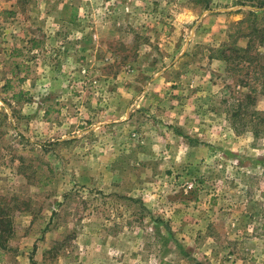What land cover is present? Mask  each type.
I'll list each match as a JSON object with an SVG mask.
<instances>
[{
  "label": "rangeland",
  "instance_id": "obj_1",
  "mask_svg": "<svg viewBox=\"0 0 264 264\" xmlns=\"http://www.w3.org/2000/svg\"><path fill=\"white\" fill-rule=\"evenodd\" d=\"M20 8L41 56H8ZM80 24L114 52L93 74L47 54ZM263 30L264 0H0V264H264ZM116 86L142 104L114 122Z\"/></svg>",
  "mask_w": 264,
  "mask_h": 264
},
{
  "label": "crops",
  "instance_id": "obj_2",
  "mask_svg": "<svg viewBox=\"0 0 264 264\" xmlns=\"http://www.w3.org/2000/svg\"><path fill=\"white\" fill-rule=\"evenodd\" d=\"M14 15L11 18L12 20H18L20 22V24H18V27H16V29H18V34H20V36H22L21 41L22 44L17 43V40H14V42L12 41L11 43H5L6 45H8V48L10 50V53H8V56L11 57L13 55H15V51L16 53H21L20 50L24 51L26 47V49H29L33 52L36 53V55H40V49L39 47L42 46L44 43L43 41H40L36 38H38V34L36 32H39L36 29V25L34 24L33 20H31V17L34 19L35 16H37V14L34 13L33 9H29V8H20V9H14ZM85 12V11H83ZM82 13V12H81ZM16 16H21L20 19H18L17 17L14 18ZM81 15V14H80ZM73 20V19H72ZM8 25H11L12 22H8ZM17 26V25H16ZM23 27V28H22ZM80 31L79 32L81 34V39L77 40L75 42H71V43H67L68 41H61L60 44H63V46H59L58 45V49H48L47 54L50 53L49 56H52L54 58H60V60L62 62H68L70 63L73 59V56H78L79 58L76 60L78 61H83L82 64H78V66H80V70L81 68L86 72L88 71L90 74L95 73L97 71V67H93L94 65H92L93 63H98V65L100 64V62L103 60L101 59L104 58V56H107L106 59H108V57L112 60L114 58L113 53L114 52H110L109 54H106V51H104L103 47V43L105 42L103 40V35H102V27L99 26H89V25H84V24H80ZM65 28V27H64ZM21 32H24V35H22ZM50 38L46 37V47H48L47 43L49 40L51 41V39L54 38V30L50 29ZM49 34V32H46ZM101 33V34H100ZM47 34V35H48ZM83 35V36H82ZM49 36V35H48ZM7 39V38H5ZM106 39V38H105ZM5 41V40H4ZM56 44H59V42L57 41ZM11 46V47H9ZM59 47L62 48V50H59ZM18 48H21L20 50ZM22 54V53H21ZM41 56V55H40ZM91 63V64H89ZM97 65V66H98ZM89 69V70H88ZM162 74H160L157 78V82H160L161 79L162 81H165V78L163 76H161ZM112 79L115 80V78L113 76H111ZM120 77V76H119ZM117 77V78H119ZM118 82V81H117ZM49 89V88H48ZM122 89H124L125 91L123 92L124 94L128 93V90H131L130 88L127 87H123ZM50 90V89H49ZM120 87L116 86L115 88L111 87V88H106V89H99V91L97 92V99H95V101H98L100 98L101 99V106H103L104 104H111L109 109L106 110V112H110L113 113L114 116L116 115L115 119H112L114 122H117V116H119V112L124 111V109L126 110V115H128L129 110H133V106H141V104H138V101L135 103H130L127 102V100L124 97L120 96L122 95V92L120 93ZM56 92V91H54ZM51 93V90H50ZM147 92H142V94H140L138 96V99L140 101L145 99ZM87 93H84V96H86ZM123 94V96H124ZM17 94L15 93L14 96H16ZM94 95V94H93ZM100 97V98H99ZM92 100H94V98H92ZM105 101V102H104ZM109 101V102H108ZM146 101V99H145ZM104 103V104H103ZM194 106V105H193ZM191 107L194 108V112L197 111L198 107ZM48 108V112H50V108H52V105H47ZM188 107H184L183 109L180 108V110H185ZM80 109V106H79ZM87 111V110H86ZM182 115H180V118L182 119ZM187 118L181 122L187 123ZM48 121H50L49 118H47Z\"/></svg>",
  "mask_w": 264,
  "mask_h": 264
},
{
  "label": "trees",
  "instance_id": "obj_3",
  "mask_svg": "<svg viewBox=\"0 0 264 264\" xmlns=\"http://www.w3.org/2000/svg\"><path fill=\"white\" fill-rule=\"evenodd\" d=\"M255 31H256V29L254 27V32ZM263 34H264V30H263ZM248 35H249V33H248ZM250 35H252V34H250ZM249 39L250 40L248 41L246 46H239V47H235L234 48V51L242 53L241 55H237L239 60H240V62L245 60V61H248L249 63H251V62H253L256 59L257 55L259 56V53H258L256 47L255 46L253 47V40L251 39V37ZM253 48L256 51V57L253 56V55H250V51ZM221 58L225 59V60L228 59V57L226 55H224V54H221ZM262 68H264V66ZM260 77H261L260 75L255 77V80H258ZM244 83L245 84L243 86H247L248 83L247 82H244ZM261 85H262V89H260V90L262 91L263 88H264V78L261 81ZM256 90H257L256 87H252V89H249V91L244 93L243 100L241 101L239 106H237V108L234 109L233 112H232V119H234L235 121H242L243 116H245V114L248 113V110H247L248 107L247 106L250 105V104H254V101H255L254 93H255ZM253 114H257L256 111H253ZM234 120H232V124L234 126V129L236 130L237 133H240L241 130L238 129L237 126H235V121ZM255 120L258 121V123H264V118L260 115V113H259V115H255L254 121ZM254 133L257 136L258 131L255 130Z\"/></svg>",
  "mask_w": 264,
  "mask_h": 264
}]
</instances>
